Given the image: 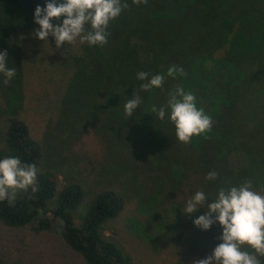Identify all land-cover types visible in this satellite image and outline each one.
<instances>
[{"label": "trees", "instance_id": "16d2710c", "mask_svg": "<svg viewBox=\"0 0 264 264\" xmlns=\"http://www.w3.org/2000/svg\"><path fill=\"white\" fill-rule=\"evenodd\" d=\"M121 2L129 7L109 23L106 44H70L63 66L75 118L100 111L105 126L115 122L122 152L138 164L151 192L202 191L212 201L219 188L251 180L264 195V0ZM27 24L39 28L34 19ZM171 66L184 74L168 76ZM140 71L163 75L162 87L140 91L147 82L136 78ZM178 86L193 93L212 119L211 130L188 143L177 139L168 120L169 93ZM134 91L141 102L127 117L123 106ZM153 105L165 106L163 120ZM20 106L12 102L0 121V158L34 164L37 190H21L11 204L0 201V231L10 244L4 264H131L102 231L127 202L129 188L117 170L90 186L62 182L43 165L46 150ZM210 171L215 180L205 179Z\"/></svg>", "mask_w": 264, "mask_h": 264}, {"label": "rangeland", "instance_id": "374dc122", "mask_svg": "<svg viewBox=\"0 0 264 264\" xmlns=\"http://www.w3.org/2000/svg\"><path fill=\"white\" fill-rule=\"evenodd\" d=\"M45 2L0 0V51L7 52L6 66L15 69L7 84L0 73V121L8 105L19 101V113L46 150L43 165L56 171L62 182L74 180L90 186L102 182L107 171L117 170L123 187L129 188L124 192L127 202L116 219L104 223L102 231L130 257L131 264H192L211 255L222 242V228L218 222L207 230L193 224L204 207L183 213L195 192H151L149 181L137 171L138 164L122 152L127 151L119 138L120 127L115 129V122L112 128L105 126L100 111H91L89 118H75L71 112L70 73L63 66L70 44L56 48L53 37L42 41L27 24L33 20L30 11L37 5L43 8ZM18 18L22 19L20 27L14 28ZM21 237L27 238L26 234ZM7 239L0 231V264L9 252ZM243 250L252 251L247 246Z\"/></svg>", "mask_w": 264, "mask_h": 264}, {"label": "clouds", "instance_id": "9594fccd", "mask_svg": "<svg viewBox=\"0 0 264 264\" xmlns=\"http://www.w3.org/2000/svg\"><path fill=\"white\" fill-rule=\"evenodd\" d=\"M133 4H146L147 0H132ZM129 7L121 0H46L44 7L37 5L33 19L39 25L35 36L42 40L54 38L56 48L62 45L80 44L103 46L107 43L109 23L117 18L122 9ZM59 20V24L52 20ZM7 52L0 51V73L6 78L4 83L14 77L15 69L6 66ZM183 69L171 66L167 69L168 76H175ZM136 78L147 81L139 85L140 91L160 88L164 76L152 75L144 71L136 74ZM140 95L133 92V98L124 104L127 117L133 115L140 104ZM168 120L175 127V135L180 142L188 143L193 136L204 134L211 130L212 119L202 108H198L196 97L177 87L169 93L166 105ZM152 111L161 120L165 118V106ZM217 173L210 171L206 180H215ZM37 168L34 164H24L16 156L0 158V201L15 202L18 191L29 188L37 190ZM208 201V203H206ZM204 207V214L197 216L193 224L207 230L214 222L222 228L219 239L222 241L214 247L211 255L195 260L192 264H261L259 257H264V195L254 191L251 180H246L239 186L221 187L216 198L209 201L202 191L195 192L187 199L183 213H194ZM247 246L252 251L243 250Z\"/></svg>", "mask_w": 264, "mask_h": 264}]
</instances>
